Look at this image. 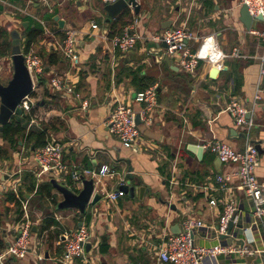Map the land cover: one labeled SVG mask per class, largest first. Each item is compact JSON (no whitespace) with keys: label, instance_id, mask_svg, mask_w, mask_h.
I'll list each match as a JSON object with an SVG mask.
<instances>
[{"label":"crops","instance_id":"obj_1","mask_svg":"<svg viewBox=\"0 0 264 264\" xmlns=\"http://www.w3.org/2000/svg\"><path fill=\"white\" fill-rule=\"evenodd\" d=\"M136 2L140 7L138 13L128 6L129 14L124 8L109 22H106L104 11L107 3L99 0L0 2V31H5L6 40L10 42V31L16 30L20 35L22 53L39 54L44 65V71L38 77L41 84L38 78L32 80L35 104L27 114L28 118L26 113L12 118L22 122L28 119L27 128L45 131L46 141L63 144V160L68 165L83 171L106 163L125 174V182L130 181L136 186L133 196L125 193L111 201L106 194L118 189V179L114 176H86L94 180L93 194H99L100 198L89 203L82 216L75 208L57 209L35 190L26 192L30 217L32 212L36 216L32 225L36 228L46 216L57 220L63 232L85 224L91 233L88 255L92 257L93 264H134L152 261L155 250L167 234L175 233L176 226L179 232L183 220L195 219L204 224L194 231L197 245L219 243L223 246L243 245L249 249L246 254L232 252L209 256L202 264H264V221L252 226V202L237 188V178L233 177L225 187L215 181L216 175L233 171L234 166L220 162L209 150L202 149L199 153L191 150L192 145L201 146L216 138L237 150L250 142L259 153L257 180L264 182V96L254 101L260 81L258 56L264 51L261 35L264 21L254 20L250 29L257 33H249L239 19L240 0ZM55 15L64 20L63 29H59ZM134 17L137 20L134 30L142 38L131 50L121 53L113 48L110 39ZM28 26H39L43 30L24 51V31ZM178 26H186L199 37L215 34L224 53L230 54L236 48L240 56L225 57L217 66L200 62L194 73L184 72L175 57L166 55L164 47L150 39L155 33ZM68 27L80 32V62L77 66H73L61 51L64 29ZM198 43L194 40L189 45L195 50ZM52 52L56 55L50 58L54 60L50 63L48 55ZM9 54L10 48L7 55L0 57V62L4 61L1 62L3 69L0 67L2 83L12 75ZM165 56H168V61L164 60ZM213 67L220 71L211 78L209 74ZM112 68L120 73V81H115ZM132 72L156 79L158 106L150 113V124L138 119L140 138L133 146L125 147L109 132L106 119L116 99L130 104L133 110L142 107L133 100L137 90L131 82ZM53 75L66 76L74 88L89 100L87 108L83 109L81 102L71 95L63 96L53 91L49 84ZM231 98H237L251 111L249 116L253 119V126L247 136L225 110ZM18 143V147L11 150L9 144L0 139V144L10 154L9 159H0V177L12 180L13 175L9 174L18 170L21 179L26 172L36 176L34 150H29L30 143L25 140ZM130 167L131 178L128 177ZM173 170L175 183H170ZM51 177L43 175L36 178L42 183L49 182ZM53 177L71 188L74 186L69 174ZM81 187L79 184L76 189ZM141 187L143 192L139 190ZM19 188L25 191L22 181ZM51 193L57 202L62 199L53 187ZM18 195L11 191L0 192V201L8 210L7 215L0 212V228L1 220L5 218V226L0 230L5 244L15 235L21 218V205L15 204V199L19 201ZM210 199H214L216 204L212 205ZM229 200L237 207L236 220L229 236L217 237L214 229L223 205ZM9 220L11 223L7 222ZM69 224L73 225L67 230ZM243 225L252 228L245 234L240 233L238 230ZM62 234L58 239L53 238L48 246L45 234L39 237L36 230L31 232L28 256L22 260H9L7 264H55L63 251ZM43 241L46 249L40 251ZM102 246H106L103 251ZM58 247L60 253H57ZM37 254H42L43 259L38 260Z\"/></svg>","mask_w":264,"mask_h":264},{"label":"built area","instance_id":"obj_2","mask_svg":"<svg viewBox=\"0 0 264 264\" xmlns=\"http://www.w3.org/2000/svg\"><path fill=\"white\" fill-rule=\"evenodd\" d=\"M2 0H0L1 2ZM103 3H111L116 0H99ZM240 4L246 5L250 15L256 17L261 15L264 21V0H240ZM133 11V8L129 6ZM134 12V11H133ZM137 23L134 17L129 23L122 27L120 34L111 37V43L115 50L126 53L131 50L138 39L142 37L135 32ZM93 28L95 24H91ZM249 33H257L255 30L249 29ZM264 39V32L261 33ZM79 37L80 32L73 27L64 29L63 39L61 41V51L66 59L73 66H77L80 62L79 54ZM150 39L153 42H164V52L170 57L177 59L178 65L184 72L194 73L200 62H206L211 65H219L223 63L225 57L240 56L236 48H233L230 54L224 53L216 40L215 34H207L197 36L186 26H178L167 28L162 32L153 34ZM198 40L199 43L195 50H192L189 42ZM24 55L25 65L33 79L38 78L44 71L43 60L37 53L28 52ZM259 83L254 93V101L264 96V51L258 56ZM114 73V69L111 70ZM50 87L53 91L63 95H71L81 102L83 109H86L89 100L82 96L78 90L74 88V84L68 81L63 75H53L49 80ZM133 100L142 104L139 110H133L130 104L124 103L118 99L115 100L113 108L106 119V125L111 134H113L123 146L131 147L140 138V131L137 118L147 124H150V113L158 106L157 85H151L144 90L134 93ZM35 104L34 98L28 94L21 98L18 107L24 113H29ZM225 110L229 112L233 118L234 124L242 129L246 136L253 126V119L249 114L246 106H244L237 98H231L225 106ZM33 121V120H31ZM203 149L209 150L214 154L220 162L231 164L234 170L225 172L215 176V181L222 187L229 184L233 177L237 178L239 183L237 188L252 202L251 217L252 226L257 225L258 221H264V182H259L256 176V169L259 165V153L257 147L248 142L242 149H234L227 142L221 139H213L201 145ZM34 159L36 162V177L43 175L58 176L60 174H69L73 188L81 184V174L84 177L114 176L118 179V184L125 182V174L117 171L109 164H101L97 168L78 170L74 165H68L63 160V144L58 141H47L46 144L34 150ZM174 170L169 179L170 183H175ZM12 180L0 177V192L11 191L18 195V188L21 185V175L19 170L12 174ZM51 177V178H52ZM124 193L117 189L106 194L107 198L115 201ZM21 205V218L18 226L15 228V235L7 242L6 246L0 249V264H7L9 260L25 259L31 249V226L28 209V199H22L18 195ZM210 203L215 205L214 199H210ZM237 207L232 200L223 205V209L218 218L214 232L217 237L229 236L228 223L230 220H236ZM204 224L200 220L185 219L181 223L178 233H169L155 250V257L151 262H137L134 264H202L209 256H216L220 253L239 252L241 254L249 253V249L245 246L221 245L201 246L195 243L194 231ZM252 226H250L252 228ZM249 226L245 230H250ZM91 237L90 229L85 224H80L69 231L62 234L63 251L57 258L60 264H93V259L88 255L85 245L89 243ZM38 260L43 259L42 254H37Z\"/></svg>","mask_w":264,"mask_h":264},{"label":"water","instance_id":"obj_3","mask_svg":"<svg viewBox=\"0 0 264 264\" xmlns=\"http://www.w3.org/2000/svg\"><path fill=\"white\" fill-rule=\"evenodd\" d=\"M128 6L133 8L134 13H138L140 7L136 0H116L111 3H107L104 6V11L107 16L106 22H109L112 18L116 17L123 11L124 8ZM239 15L240 22L248 30L251 28V24L254 20L263 21L261 15L252 17L246 5L244 4H242L240 8ZM54 20L57 22L59 29H63L64 20L59 18L57 15L54 16ZM10 36L11 40L9 57L12 65V75L5 83L0 81V130H2L3 126L10 121L13 115H25V113L22 112V110L18 107V103L22 97L28 95L33 90V81L25 65L24 55L20 46V35L16 30H11ZM160 44L161 47H165L164 42H160ZM168 59V56H165L164 60L168 61ZM219 71L220 70L218 68L213 67L209 76L214 78L215 74ZM202 149V146H191V150H195V152L198 153L202 152ZM131 172L132 168L130 167L128 174L129 178L132 177ZM80 178L82 187L77 190H74L68 186L64 181H58L54 177L49 179L52 187L62 196V199L56 204L57 209L75 208L78 212L84 214L86 212L87 205L89 203L96 202L100 198L99 194H93L94 180L92 178H85L82 174ZM118 189L124 194L126 193L129 196H133L135 194L136 186L130 184V181H126L123 184H120ZM139 190L140 192H143V187L139 188ZM233 225V221L230 220L228 223V235L231 234ZM176 228L177 230L174 232L178 233V226H176ZM241 228V230H238L240 233H247V230H245L247 225H243ZM35 230V226L32 225L31 231L35 232ZM221 237H227V235ZM89 247L90 244L86 243V250H88Z\"/></svg>","mask_w":264,"mask_h":264},{"label":"trees","instance_id":"obj_4","mask_svg":"<svg viewBox=\"0 0 264 264\" xmlns=\"http://www.w3.org/2000/svg\"><path fill=\"white\" fill-rule=\"evenodd\" d=\"M126 14H129V7H126L125 9ZM52 16V15H51ZM50 16V17H51ZM42 28L39 26L34 27H27L25 29L24 34V41H25V49L24 51H27L29 46L32 42L36 40L38 36L42 33ZM61 33V31L59 32ZM121 31L118 33L120 34ZM112 35V34H111ZM6 33L5 31H0V57L7 55L8 48H10V42L6 40ZM56 55V53L52 52L48 55V62L51 60L50 58ZM54 62L52 59L50 63ZM115 72V70H114ZM132 84L136 87L137 91L144 90L145 88L154 85L156 79L148 76V75H142L138 72H132ZM120 73L115 72L114 78L115 81H120L122 77H119ZM41 79L38 78V83L41 84ZM237 84H235V88L237 89ZM34 92H31V96H33ZM32 110V109H31ZM31 112V111H30ZM29 112V113H30ZM26 113V118H28ZM25 116V115H24ZM28 119H26L25 122H22L20 119H17L15 117L11 118L9 122H7L2 130H0V139L3 142H6L9 144V148L11 150H14L18 147L19 141L25 140L26 143H30L29 150L31 149L35 150L44 144H46V133L45 131H34L31 128H27V122ZM32 150V151H33ZM10 154L8 152V149L4 147L2 144H0V159H9ZM22 185L25 188V191L21 190L19 188V196L22 199H25V193L31 192L35 190V193L45 196L50 202L53 203L54 207L57 204V199L54 197V195L51 193L52 185L50 182H38L37 178L34 174L31 172H26L22 176ZM14 197V196H13ZM9 199H12V196L9 195ZM15 199V197H14ZM15 204L17 206L20 205V202L15 199ZM22 211L20 212L19 217H21ZM81 216L82 213H79ZM20 219V218H19ZM63 233V228H61L59 222L55 220L52 216H46L44 217L40 223L36 226V234L41 237L43 234L46 235L45 242L49 246L53 240V238L58 239L61 234ZM6 246L5 240L3 237L0 236V249ZM106 246H102V251L105 249ZM57 253H60V247L57 248ZM145 262H151L150 260H146ZM55 264H60L59 262H55Z\"/></svg>","mask_w":264,"mask_h":264},{"label":"rangeland","instance_id":"obj_5","mask_svg":"<svg viewBox=\"0 0 264 264\" xmlns=\"http://www.w3.org/2000/svg\"><path fill=\"white\" fill-rule=\"evenodd\" d=\"M161 9H166L165 7H162ZM167 10H169V8H167ZM169 15H167V17H168ZM263 28H264V26H263ZM8 57V56H7ZM9 58V57H8ZM1 62H4V61H1ZM0 62V67L3 69V63H1ZM9 79V78H8ZM5 83V82H4ZM8 210H7V208L5 207V205H4V203H3V201L1 200L0 201V212H4V213H6V215L8 214V212H7ZM28 214H29V212H28ZM10 216H11V214H10ZM35 215H34V213L32 212V215H31V217H30V214H29V218H30V222L33 224V222H35L34 220H35ZM4 219L5 218H2V220H1V222H3L2 224H1V228H0V230L2 229V228H4V226H5V223H4ZM20 220V219H19ZM7 222H9V223H11V221L9 220V221H7ZM13 223V222H12ZM73 224H69V225H67V230L68 229H70L71 228V226H72ZM39 248V247H38ZM36 249V248H35ZM44 249H46V246H45V244H44V241L42 242V245L40 246V248H39V250L41 251H43Z\"/></svg>","mask_w":264,"mask_h":264}]
</instances>
